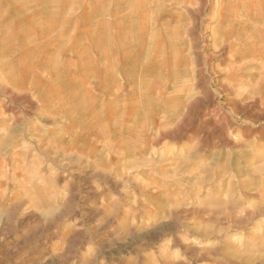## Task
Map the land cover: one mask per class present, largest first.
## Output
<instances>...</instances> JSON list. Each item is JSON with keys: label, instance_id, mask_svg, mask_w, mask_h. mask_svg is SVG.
<instances>
[{"label": "rangeland", "instance_id": "obj_1", "mask_svg": "<svg viewBox=\"0 0 264 264\" xmlns=\"http://www.w3.org/2000/svg\"><path fill=\"white\" fill-rule=\"evenodd\" d=\"M4 122L0 264H264V0H0Z\"/></svg>", "mask_w": 264, "mask_h": 264}, {"label": "bare ground", "instance_id": "obj_2", "mask_svg": "<svg viewBox=\"0 0 264 264\" xmlns=\"http://www.w3.org/2000/svg\"><path fill=\"white\" fill-rule=\"evenodd\" d=\"M23 95H24V94H23ZM75 96H76V95H75ZM73 97H74V96H73ZM118 100H119V99H118ZM10 101H11V100H10ZM7 128H8V126L5 124V122H4L3 124H1V125H0V134H1L2 131H6ZM17 129H18V128H17ZM3 133H4V132H3ZM14 140H15V138L12 139L11 142H13ZM0 143H1V142H0ZM10 144H11V143H10ZM10 144H9V145H10Z\"/></svg>", "mask_w": 264, "mask_h": 264}]
</instances>
